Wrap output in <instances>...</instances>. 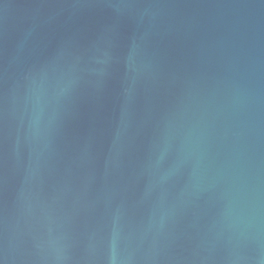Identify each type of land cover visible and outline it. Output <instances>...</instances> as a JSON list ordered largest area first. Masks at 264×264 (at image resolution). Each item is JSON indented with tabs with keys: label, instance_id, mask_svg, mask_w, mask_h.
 I'll return each mask as SVG.
<instances>
[{
	"label": "water",
	"instance_id": "water-1",
	"mask_svg": "<svg viewBox=\"0 0 264 264\" xmlns=\"http://www.w3.org/2000/svg\"><path fill=\"white\" fill-rule=\"evenodd\" d=\"M0 264H264V0H0Z\"/></svg>",
	"mask_w": 264,
	"mask_h": 264
}]
</instances>
